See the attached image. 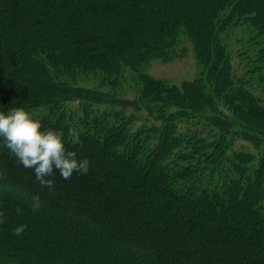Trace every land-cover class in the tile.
Segmentation results:
<instances>
[{
	"label": "trees",
	"instance_id": "obj_1",
	"mask_svg": "<svg viewBox=\"0 0 264 264\" xmlns=\"http://www.w3.org/2000/svg\"><path fill=\"white\" fill-rule=\"evenodd\" d=\"M242 24L264 59V0H0V109L25 107L90 160L87 174L56 172L50 190L0 148V264H264V153L256 167L250 153L227 156L239 136L264 143V107L237 84L223 42ZM181 33L193 44L194 80L140 72ZM122 67L139 76L137 103L59 79L99 72L113 83ZM127 106L161 125L133 130ZM187 119L205 121L216 139L192 136L202 155L179 154L185 164L172 166ZM36 195L50 215L33 211Z\"/></svg>",
	"mask_w": 264,
	"mask_h": 264
},
{
	"label": "rangeland",
	"instance_id": "obj_2",
	"mask_svg": "<svg viewBox=\"0 0 264 264\" xmlns=\"http://www.w3.org/2000/svg\"><path fill=\"white\" fill-rule=\"evenodd\" d=\"M258 40L252 28L245 24L230 28L223 35V42L230 58L231 70L235 78L238 79L237 84L251 92L261 101L264 107V59H259L258 57L260 39ZM140 72L156 79L166 80L170 84L178 86L182 82L194 80L198 75L199 67L196 63L192 42L186 34H179L170 46L162 49L157 56L150 57L147 62L140 67ZM59 79L69 83L71 82L76 86L102 91L106 93V97L113 98L120 103H137L141 92V81L139 80V76L137 72L129 67H122L120 74L112 80L113 83H110V79L105 78V76L99 72ZM76 104V100L69 103L71 108L75 107ZM93 108L99 109V111L105 109L112 112H121L122 110L121 106L115 104H97V106ZM123 111L125 116L133 115L134 120L131 125L133 130L142 126L152 127L161 125L157 118L150 115L142 107L135 110L131 106H127ZM177 133L186 139V142L181 144L167 161L171 163L172 159H175L177 166L185 164L182 160L176 159L179 154H194L196 149H199L198 154H201L205 149V144L199 140L193 139L192 136L204 140L205 143H210L216 139V129L207 126L205 121L199 119H187L180 122L177 126ZM155 137H152V144L155 143ZM239 151L252 154L254 156L252 165L256 167L259 158L264 153V143H259L256 146L239 136L234 139L233 145L231 149H229L227 156L229 157L234 154L232 152ZM195 160V158H191L190 164L194 165ZM171 165L173 166L176 164L171 163ZM38 211L42 214L50 215L43 209ZM47 218L50 219L49 216H47ZM97 241L99 243L103 242L99 239H97Z\"/></svg>",
	"mask_w": 264,
	"mask_h": 264
},
{
	"label": "clouds",
	"instance_id": "obj_3",
	"mask_svg": "<svg viewBox=\"0 0 264 264\" xmlns=\"http://www.w3.org/2000/svg\"><path fill=\"white\" fill-rule=\"evenodd\" d=\"M0 148H7L18 164L31 169L39 184L50 190L56 172L68 179L74 172L87 174L90 170L89 158L66 146L63 129L45 128L22 106L0 109ZM31 207L33 211L41 207L39 195L33 197ZM26 226L19 224L13 232L19 235Z\"/></svg>",
	"mask_w": 264,
	"mask_h": 264
}]
</instances>
